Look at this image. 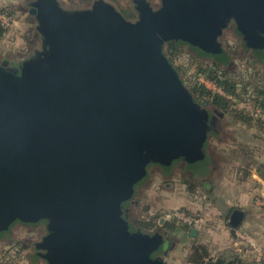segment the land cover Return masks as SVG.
Masks as SVG:
<instances>
[{"label":"water","instance_id":"1","mask_svg":"<svg viewBox=\"0 0 264 264\" xmlns=\"http://www.w3.org/2000/svg\"><path fill=\"white\" fill-rule=\"evenodd\" d=\"M135 2L133 22L104 0L72 12L36 0L44 50L17 68L0 62V234L46 222L48 264H168L152 256L162 236L131 231L123 204L150 164L208 170L217 117L164 46L227 60L218 39L233 19L264 56V0H162L156 11Z\"/></svg>","mask_w":264,"mask_h":264},{"label":"rangeland","instance_id":"2","mask_svg":"<svg viewBox=\"0 0 264 264\" xmlns=\"http://www.w3.org/2000/svg\"><path fill=\"white\" fill-rule=\"evenodd\" d=\"M35 1L0 0V6L10 8L14 14L11 26L5 30L4 35L0 38V62H7L10 67L17 68L20 63L37 56L39 52L44 50L45 39L39 33L37 19L29 13ZM57 1L64 11L72 12L89 10L98 0ZM104 1L111 4L126 19L133 22L138 20L139 14L136 10V0ZM146 1L155 11L162 6V0ZM218 40L223 48V52L226 54L227 60L219 59V61H216L214 57L203 54L198 49L191 48L189 44L171 41L176 42L180 48L179 53L173 58L174 69L178 72L184 85L188 89L195 84H205L212 92H219V88L213 81L207 79L204 75H199L200 66L206 67L214 62H218L224 65L226 73L234 77V81H240L243 84L247 83L249 87L248 94L251 95L254 91L253 86L259 84V77L255 76L256 73L253 69V64H255V61L263 64L264 57L258 56L253 50L247 48L244 37L238 30L237 23L234 21H230V25L223 30ZM26 41L27 44L24 46ZM171 42L166 43L164 46L166 55H168L167 50ZM219 93L224 94L222 90ZM248 94L244 96V101L239 103L238 108L247 109L249 112H252L255 105L252 103L253 100L251 101L252 98ZM196 101L210 115L217 117L216 135H210V143H213L215 138H219V141L222 142V140L227 139V136L230 138L235 136L242 139L254 137L255 139L253 138L252 141L258 142V146H256L258 150H255V154L258 155L257 162L264 160V135L260 131L254 129L243 131L240 127L232 128L229 125V123H234L231 118H223V116H220L221 113L214 112L213 109L204 104L203 99ZM262 122L264 126V119H262ZM227 125L229 126L227 127ZM226 166L227 171H234L231 165ZM182 168L188 174L185 163L183 162L176 163L175 165L173 163V166L167 170L159 164H150L147 168V176L135 187V193L128 201L127 211H129L126 215L127 220L135 229H138L141 225L151 223L156 229L158 228L157 231L159 229L163 230L161 233L168 230L172 233L166 240V244L168 245L167 252L165 254L160 251L156 253L157 258L166 259L172 264H188V257L192 254L191 247L193 241L187 239L185 235H182V229H176L174 231L168 227L177 224L172 217L174 212V190H179L182 193L181 196H183L185 194L184 190L188 188L183 182L188 181L187 179L190 178L185 175L186 173L183 174L181 172ZM217 171L219 170L217 169ZM217 175L219 176L218 173ZM200 185L198 188L192 186L191 191H187L192 193V198L206 195L203 189L204 186L202 183ZM196 201H199V198ZM133 202L134 204L137 203L134 207L131 205ZM148 232L146 231L145 233L147 234ZM49 234L50 229L46 222L42 221L35 224L23 223L18 220L10 230L0 234V264H48V261L43 257L47 251L42 245L44 239ZM148 234H153V232H149Z\"/></svg>","mask_w":264,"mask_h":264},{"label":"crops","instance_id":"3","mask_svg":"<svg viewBox=\"0 0 264 264\" xmlns=\"http://www.w3.org/2000/svg\"><path fill=\"white\" fill-rule=\"evenodd\" d=\"M26 44L27 41L24 46ZM229 125L243 131L257 130L238 122ZM253 138L227 136L222 140L224 143L219 138L210 143L209 139L208 156L212 153L213 159L209 169L199 170L201 173L187 170L190 179L183 183L189 189L184 190L183 196L179 190H174V210L184 209L193 216L209 220L197 228L196 237L189 234L192 228L182 230V235L193 241L188 264H207L218 259L229 264L233 257L250 264L264 263V211L255 205L256 197L264 190V160L257 162L258 142H253ZM226 165H231L234 171H227ZM191 177L196 180L192 181ZM200 183L206 195L197 197L199 201H196L187 191H191L192 186L198 188Z\"/></svg>","mask_w":264,"mask_h":264},{"label":"trees","instance_id":"4","mask_svg":"<svg viewBox=\"0 0 264 264\" xmlns=\"http://www.w3.org/2000/svg\"><path fill=\"white\" fill-rule=\"evenodd\" d=\"M0 14H5L9 17H14V14L10 8H3L0 6ZM5 28L0 23V38L5 33ZM180 48L176 42H171L168 46V55H166L173 65V58L179 53ZM264 57V56H263ZM254 58V57H250ZM253 69L256 73L255 76L259 77V84L253 86V93L251 95L248 94V85L247 83L243 84L242 82L234 81V77L229 76L224 68L223 64L218 62H214L206 67L200 66L199 75H204L207 79L213 81L216 86L223 91L224 94L219 92H212L209 90L205 84H195L191 86L189 89L196 98V100H204V104H206L209 108L213 109L214 112H219L224 117L231 118L234 122L242 123L248 128H256L261 134H264V126L262 122V118H257L253 115L252 112H249L247 109H241L239 107V103L244 101V96L248 94L252 103L260 106H264V63L255 61L253 64ZM198 75V76H199ZM257 77V78H258ZM256 79V77H255ZM231 97V98H229ZM187 214H190L188 211L182 209ZM191 215V214H190ZM200 217V216H198ZM176 225L168 226L172 230L182 229L188 230L190 226L181 223L176 220ZM229 264H250L245 263L238 257H233L230 260Z\"/></svg>","mask_w":264,"mask_h":264},{"label":"built area","instance_id":"5","mask_svg":"<svg viewBox=\"0 0 264 264\" xmlns=\"http://www.w3.org/2000/svg\"><path fill=\"white\" fill-rule=\"evenodd\" d=\"M12 21L13 20L11 17L5 14H0V23L5 29L11 26ZM219 92H221L220 89ZM252 113L255 117L264 119V106H260V105L254 106ZM255 205L259 209L264 211V190H262V192L256 197ZM172 217L180 221L181 223L190 226V228H199L201 226L206 225L209 221L207 218L204 217H198L187 214L183 210H174Z\"/></svg>","mask_w":264,"mask_h":264},{"label":"flooded vegetation","instance_id":"6","mask_svg":"<svg viewBox=\"0 0 264 264\" xmlns=\"http://www.w3.org/2000/svg\"><path fill=\"white\" fill-rule=\"evenodd\" d=\"M232 21H234L235 22V20H233L232 19ZM230 25V23L228 24V26ZM225 30V29H224ZM217 121L218 120H216V122H215V124H214V126L216 127L217 126ZM181 172L184 174V173H186V171L184 170V168H182V170H181ZM188 172V171H187ZM185 175H187L188 176V174L186 173ZM191 180L192 181H195L196 179H194V177H191ZM128 204H129V202L128 203H124L123 204V209H124V215L126 216L127 215V213H128V211H127V206H128ZM135 204H137V203H135ZM135 204H134V202L133 203H131V205H132V207H134L135 206ZM129 222V221H128ZM130 224V223H129ZM170 228V227H169ZM130 229H131V231H133V232H139V233H142V234H146L145 232L146 231H149V232H153V234H146V235H148V236H162V238H163V248L160 250V252L161 253H163V254H165L166 252H167V248H168V245L166 244V240H167V237H169V236H171L172 235V233H170L169 232V230L168 231H164V233H161V232H163V230H161V229H159V231H157V229L155 228V226L154 225H151V223L150 224H148V225H141V226H139L138 227V229H135L134 227H133V225L132 224H130ZM156 253H158L157 251H155V252H153V257L155 256V258H157L156 257ZM165 261V260H164Z\"/></svg>","mask_w":264,"mask_h":264}]
</instances>
